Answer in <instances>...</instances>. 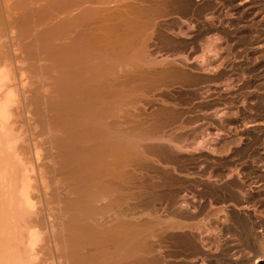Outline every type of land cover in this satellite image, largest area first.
Returning a JSON list of instances; mask_svg holds the SVG:
<instances>
[{
	"label": "bare ground",
	"instance_id": "1",
	"mask_svg": "<svg viewBox=\"0 0 264 264\" xmlns=\"http://www.w3.org/2000/svg\"><path fill=\"white\" fill-rule=\"evenodd\" d=\"M7 1L0 0L1 24L10 41L9 46L1 43L0 33V51L4 45L7 50L0 52V264H231V251L243 247L253 232L255 222L245 211H252L250 191L259 185H246L249 177L238 168L250 150L236 133L242 113L233 107L236 102H222L232 91L227 85L236 86L227 73L231 81L224 88L223 58L216 61L223 54L218 46L224 44L219 36L224 4L130 0L135 17L122 19L118 12L97 18L110 0H17L11 7ZM14 24L26 41L18 34L9 37ZM135 32L141 63L136 73L122 76L118 58L129 51ZM162 37L182 42L171 48V42L161 45ZM22 40L30 56L18 60ZM163 48L170 49L169 55L151 58L150 53L160 55ZM180 48L186 53L180 54ZM34 53L38 63L49 64L40 67L54 74L49 91L43 90L49 95L42 97L44 112L51 115L38 120L41 137L51 135L47 142H36L40 135L34 139L29 126L18 125L19 110L31 114L24 103L28 72L20 65ZM146 75V82L152 81L145 86L153 93L174 84L185 87L186 94L180 92L184 106L178 99L170 102L175 94L170 101L155 99L148 88L147 94L139 83ZM219 80L226 92L222 101V88L214 89ZM124 82L142 89L136 101L161 107L149 117L143 103L138 116L127 114V120ZM161 84L168 87L163 90ZM245 120L244 127L251 128ZM28 132L32 137L26 141L22 134ZM46 145L56 151L49 159L62 178L64 194L55 193L58 189L48 194L53 190L41 164ZM248 162L239 166L257 164ZM53 202L60 206L57 221ZM136 209L154 214L138 217ZM257 264H264V248Z\"/></svg>",
	"mask_w": 264,
	"mask_h": 264
},
{
	"label": "rangeland",
	"instance_id": "2",
	"mask_svg": "<svg viewBox=\"0 0 264 264\" xmlns=\"http://www.w3.org/2000/svg\"><path fill=\"white\" fill-rule=\"evenodd\" d=\"M16 1L17 0H9V3H8L9 6L11 7L14 3H16ZM218 2H220V3L222 2V4H224V5H221L223 8H221V6L219 8V11H221V9H222V11H221L222 13H220L219 17L221 16L220 19H222V21H223V24H222V21L219 23L220 27H221L220 32H219V36L221 37L222 40H224V44L218 46V48H221L219 50L223 54L221 55V53H220V54H218L219 58L216 57L217 63L219 62V64H220V61H221V66H219V64H217V63H216V65H218L219 68L221 67L220 73L222 71V75H224V76H222V79H220V80L222 82H224L223 84L225 86L223 84L221 85V81L219 80L218 83H219L220 86L218 85V86L214 87V89H215L216 92H218V90L222 88L219 91L220 92L219 93L220 98L221 97L224 98V96H225V98H224L225 100L223 98H221V101L223 99L222 102H224V103L228 102V105L230 104L229 102H232V103H233V101L236 102V104H234V103L233 104L231 103V104L233 105V107L236 108V110L238 109L237 110L238 114L240 112L242 113V114H239L240 116H239V119H238V122H237V124H238L237 127L239 129L237 130V128H236V133L238 131V133H237L238 138H244L243 139L244 140L243 143H245L246 145L248 144L246 147L250 148V150L247 149V151H248L247 154H246V158L247 159L244 158L243 159L244 161L243 160L242 161L245 162V163L247 162V164L249 163L248 161L256 162L257 163L256 166L254 164H252L251 167L255 166L256 168L258 167V169H259L258 170L255 167H253V170H255V171H253V170H251L252 169L251 167H248L249 171H247L248 170L247 167L246 168L245 167H240L244 163L241 161L242 163L241 162L240 163L242 165H240L239 162H238V164L240 165V166L238 165V168H240V170H242V171L239 170V172L243 173V171H244V172H246V174H245L246 176L245 177H249V180H248L249 182H247L246 185L247 184H251L252 186L253 185H259V186L256 187V188L252 187L251 191H250L251 194H252V195L250 194L252 196V199H251L252 201L250 200L249 204L252 206V208L255 211H253V209L250 212L245 211V213L250 214L252 216V221L255 222L254 223L255 225H254V228H253V232L251 234V237L248 238L246 244L244 245L245 248H244V246L243 247H238L237 249H233L231 251V254H230V257H229L230 258L229 262H231V264H257L258 258H259L260 254H261V250L264 248V217L258 218L257 216H255V213H254L257 210V212H259L260 214L262 213L261 215H264V192L262 193V191L264 190V186H263L264 185V178L262 179V177H264V0H218ZM8 4H7V6H8ZM224 7H226V8H224ZM132 10L134 11V5L131 3L130 0H110L109 3L106 6L101 7L98 10V11H100V13L98 14L97 18L101 17V16L102 17L105 16V13H107V12H113L115 14H116V12H118V14H120V17L122 19L129 18V17H135ZM226 10L227 11L229 10V11L227 12ZM224 11H226V12H224ZM228 16H231V17H228ZM2 17H3V15L0 17V19H2V20H0V24L3 23V18ZM170 20H172V19H170ZM170 20H168V21H170ZM174 20H176V19L173 18L172 22H174ZM170 22H168V25H169ZM166 24H167V22H165L163 25L165 26ZM173 24H174L173 26L176 27V24L175 23H173ZM15 25L16 24L12 25V30L13 31H12V35L9 36L10 38L14 37L16 34L21 36L20 32H21L22 28L20 26L15 27ZM173 26H170L171 27L170 30H172V31L173 30L174 31L178 30V29H176L177 27L174 28ZM0 27H1L0 28V33L2 34V35L1 34L0 35H1V37L4 36V37L1 38L2 39L1 43L3 42V44H4L5 41H6L7 45L9 46V42L10 41L8 40L9 42H7V40H6L7 36L9 35L8 34L9 32L5 30L6 28L3 27L2 24L0 25ZM172 27H173V29H172ZM3 28H5V29H3ZM19 29H20V31H18ZM22 36H23V34H22ZM9 37H8V39H10ZM21 37H18L17 41H16V39L12 40L13 44L15 43V41L17 42L15 44H19V42L21 40V39L19 40V38H21ZM131 37H133V39L130 42V44H132V45H130L129 51L127 53H124L121 57L118 58L119 59V61H118V69H119L120 75H122V76H127V75L131 74L132 72L136 73V66L139 63H141V62L137 61V60H139L138 58H141V54H140V50H138L140 48V46L136 44V32L133 33ZM22 38H24V37H22ZM25 38H24V40H25ZM163 38L164 37L160 38V40H159L160 43L161 42L163 43V44L161 43V45L164 46L165 43L169 44L171 42L170 43L171 45L169 44L171 48H173L172 46L175 45L176 43L180 44V41L182 42L181 39L180 40L178 39L177 41H175V38H174L173 39L174 41H166L167 39L164 38L165 39L164 40ZM161 39H163L164 41L163 40L161 41ZM30 40H31V38H30ZM30 40L28 38L27 42L29 43ZM22 42H23V40H22ZM27 42H25V43H27ZM22 44L24 46H26L27 48H25V47L23 48ZM22 44L20 43L21 46H19V49L21 50V51L20 50L19 51L22 52V50H23L22 54L21 55L20 54L15 55V56H17L18 60H22V59L26 58V53H28V52H24V51H25V49H26V51H28L29 47L27 45H25L24 42ZM168 44H165V46L168 45ZM179 44H176V45H179ZM8 46H6V47H8ZM16 47H17V45L14 46V48H16ZM20 47H22L23 49H21ZM4 49H5V45H4V48L2 47V50H4ZM2 50L0 51L1 53H2ZM162 50L165 53L161 52L162 54H160V55H157V54L155 55V53H150L151 54V58H153L154 56H162L163 57V56H165L163 54L169 55L168 52H166V51L170 52V49L169 50H164V48H163ZM180 50H181V48H180ZM4 51H7V50H4ZM179 53L180 54H182V53L185 54L186 52L184 50H181ZM139 54H140V56H139ZM175 54L176 53H173V55H175ZM33 55L29 58V60L27 59L25 61V66L24 65L23 66L20 65L21 68H24L26 70V72H28V75L26 76V78L23 79L24 82H25V86H26L24 89H25V91L29 92V93L27 92L26 93L27 95H25V97L27 99L25 100L26 102L24 101V103H26L27 106H29L27 108V110L31 114H29L30 116L28 117V116L24 115L22 110H19L20 111L19 112L20 113V117L18 118V125L19 124H20V126L22 125V127H24L23 128L24 130H26L28 128L27 126H29L28 130L31 131L35 135L33 138L36 139V137L38 135H40V133L43 131V130L41 131L42 126H41L40 122H38V120L39 121H43V119H44V121H45L51 115L50 113H49L50 115H48V112H46V111L44 112V110H46V109H44L46 106L44 107L45 103L42 100V97L45 95L43 97V99H45L47 97L46 95H49L48 92H46V93H48V94H46L45 91H43V90L48 88L46 90L49 91V88H50V86H52V83H53L54 74H53V70L47 69V67L46 68H41L40 67V66L46 65L48 62L42 61V62L38 63V61L36 60L37 58L35 56V53ZM29 56L30 55L28 53L27 54V58ZM137 56H139V57H137ZM219 59H222V60L218 61ZM47 65H49V64H47ZM227 73L229 74L230 77H231L232 74H244L243 75L244 77L241 75V76L238 77V79L243 77V78L240 79L241 81L236 79V82H234L235 80H233V79H235V77H237V76L236 75H232L233 78L231 77L232 78V81H231V78L228 76ZM147 76H149V75H146L145 78H143L142 80L141 79L139 80V83L141 82V84H143V87L145 85L147 86V84H146L147 82L152 81V79L149 78V79H147L148 81L146 82ZM225 76L227 78L226 80H225ZM223 77H224V79H223ZM228 78L230 79L229 81L232 82L233 86L236 84V86H234L235 87L234 90H233V87L230 85L231 83L228 84L229 83ZM226 81H228V82H226ZM164 84L166 85V83H164ZM169 84L170 83L168 82V86H169ZM227 84L230 85L229 86L230 88L228 87ZM161 85L159 87L160 89L162 88V86H163V88L164 87H168V86H164V85L161 86ZM174 85H171V86L173 87ZM226 85H227V89L232 90V91H228L227 90V92H229V93H226L225 91H223L225 89H223L222 86H224V88H225ZM133 86L134 85H132L131 83L129 84V83H126V82H124V84H122V89H123V99H122L123 100V115H124V117L127 120H128L127 117H129L128 115L130 113H131L130 115L132 116V117H130L131 119L134 118L133 116H135L134 114H136V113H137L136 114V117H137L138 114H139V111L142 109L141 106L145 104V102L143 100L136 101L137 100L136 99L137 98L136 95L139 94L138 91L140 92V91H142V89L139 90L137 88L138 86L137 87H133ZM146 86L144 87V90L146 89L145 92L147 91V88H148V87L146 88ZM172 87L171 88L168 87L167 89L166 88H164V89L162 88L163 90L166 89V91H164L163 93H162V91L161 92L160 91L156 92L155 90H154V93H153V92H151V90H149V88H148V91H150L149 92L150 95H153V97L155 99H162V98L166 97L165 100H167V101L168 100L170 101L171 96L173 98V95L175 94L176 97H174V98H176V99L173 98L174 100L171 99L170 102L173 101V102L177 103V101L179 100L178 103H180L181 105L184 106V104H185L184 103V99H183L184 96L182 97L181 93L183 92L182 93L183 95L186 94V91H183V90H185V87H179L177 84H176V87L174 86L175 88L174 87L172 88ZM218 87H219V89H218ZM169 89H171V90L169 91ZM181 89H182V91H181ZM211 89L214 90L213 87H211ZM216 89H218V90H216ZM50 91H51V89H50ZM38 93H39V95H38ZM179 93H180L181 96L178 95ZM224 93H226V94L224 95ZM167 94H169L170 97L169 96L168 97L165 96ZM213 94H211V95L213 96ZM163 95H164V97H162ZM215 95L213 97H216V96L218 97V94L216 96ZM37 96H38V98L40 97L41 99L40 100L38 98L36 99L35 97H37ZM230 96H231V98H230V100H228L229 98H227V97H230ZM245 97L248 98V99H246ZM181 99H182V101H181ZM232 99H234V100H232ZM241 100H242V102H245L244 103L245 106L243 105V103L240 102ZM42 101H43L44 104L42 103ZM196 101H198V100H196ZM246 101H247L249 107H248ZM240 104H242V105H240ZM138 105H139V107H138ZM145 105L147 107L146 114L148 113L147 116L149 115V117H150L149 113L150 112L152 113L154 108H156L157 106L159 108L161 107L157 103H149V104H145ZM19 106L21 107L20 104H19ZM218 106L219 107H221V106L223 107V105H218ZM243 106H244V109H243ZM22 109L24 110V108H22ZM232 110H233V108H232ZM43 112L46 113V114H44ZM46 115H48V118L47 117L43 118V116H46ZM241 116H243V117H241ZM29 118H31L30 122L28 120ZM25 119L28 122L25 121ZM40 119H42V120H40ZM242 120H245V121L248 120L247 122H249V121L252 122V124L250 126L251 128L244 127V124H243ZM33 122H36V124L33 125ZM239 130H241L242 132L241 131L239 132ZM31 132L30 133L28 132L27 134L26 133L22 134V138H25L26 141H28L32 137V136L30 137V135H28V134H31ZM41 136L42 135H40V137L38 139H36L37 141L36 140L35 141L36 142H44V141L47 142V138L50 137L51 135L45 134V135H43V137H41ZM27 144H28V142L26 144L25 143H23V144L21 143L20 145H22L21 147H23V146L27 147ZM44 148H45V151H46V152L43 151L44 152L43 155L45 157V160L42 161L41 164H43L42 168L46 170L45 173H44V175L45 174L46 175L44 177L46 178L47 184L50 185L49 187H50L51 191L53 190L52 192L51 191H47V192H51L52 194H50V193H48V194L52 195V196L55 193L61 194V192L63 193V191L59 187H61L60 185H63L64 183L61 182L62 178L58 174V172L53 170L52 167H54V166H52L53 163L51 162V160H50L51 158L49 156L52 153L54 154L56 151L55 150H50L48 145L44 146ZM47 152H49V153H47ZM249 155L253 156V157L250 158ZM245 160H247V161H245ZM249 165H250V163L248 164V166ZM44 166L45 167L47 166V167L44 168ZM250 171L252 173H250ZM252 175L254 176L253 178H252ZM251 178L254 179V180H252ZM250 179H251L252 182L250 181ZM261 182H262L263 185H261ZM56 189H58V190L55 192ZM253 189L255 191H253ZM257 191H259V192H257ZM261 194L263 195V197H262ZM52 196H48L47 195V199H49ZM260 197L263 198L262 201L260 200L261 199ZM253 202H255V203L253 204ZM53 203L50 205L51 214L54 217H56L55 221H57L58 220V214H59L58 208L60 206H58V203H54V204ZM255 205H257V206H255ZM61 207H62V205H61ZM145 210L146 209H144V212H145L144 213L142 209H136V214H137L136 216L144 217L146 215V213H147V215L148 214H151V215L154 214L153 212H152L153 213L152 214L149 211L150 209L146 210V211ZM260 211H262V212H260ZM138 214H140V215H138ZM235 243L236 242L234 241V245H235Z\"/></svg>",
	"mask_w": 264,
	"mask_h": 264
},
{
	"label": "flooded vegetation",
	"instance_id": "3",
	"mask_svg": "<svg viewBox=\"0 0 264 264\" xmlns=\"http://www.w3.org/2000/svg\"><path fill=\"white\" fill-rule=\"evenodd\" d=\"M232 75L240 76L241 74H232ZM235 79H236V77H235ZM228 98H231V96L228 97Z\"/></svg>",
	"mask_w": 264,
	"mask_h": 264
}]
</instances>
